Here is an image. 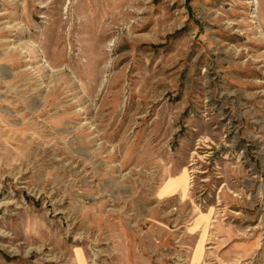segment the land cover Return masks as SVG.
Segmentation results:
<instances>
[{"label":"rangeland","instance_id":"rangeland-1","mask_svg":"<svg viewBox=\"0 0 264 264\" xmlns=\"http://www.w3.org/2000/svg\"><path fill=\"white\" fill-rule=\"evenodd\" d=\"M0 264H264V0H0Z\"/></svg>","mask_w":264,"mask_h":264}]
</instances>
